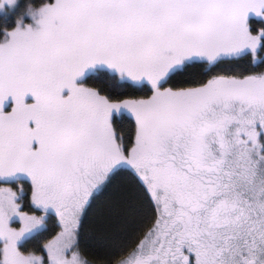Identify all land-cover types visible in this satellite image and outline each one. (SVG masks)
Listing matches in <instances>:
<instances>
[{"label": "snow or ice", "instance_id": "snow-or-ice-1", "mask_svg": "<svg viewBox=\"0 0 264 264\" xmlns=\"http://www.w3.org/2000/svg\"><path fill=\"white\" fill-rule=\"evenodd\" d=\"M0 264H264V0L0 28Z\"/></svg>", "mask_w": 264, "mask_h": 264}, {"label": "trees", "instance_id": "trees-1", "mask_svg": "<svg viewBox=\"0 0 264 264\" xmlns=\"http://www.w3.org/2000/svg\"><path fill=\"white\" fill-rule=\"evenodd\" d=\"M30 0H18L14 7H8L5 11L0 10V28L7 26L12 27L15 25L18 18L21 16L27 20V10ZM256 21L255 16L252 17Z\"/></svg>", "mask_w": 264, "mask_h": 264}, {"label": "rangeland", "instance_id": "rangeland-1", "mask_svg": "<svg viewBox=\"0 0 264 264\" xmlns=\"http://www.w3.org/2000/svg\"><path fill=\"white\" fill-rule=\"evenodd\" d=\"M18 1V0H17ZM16 5V4H15ZM15 5H8V4H5L4 8L3 9H0V10H3L5 11L8 7H14ZM23 16H21L20 18H22ZM24 18V17H23Z\"/></svg>", "mask_w": 264, "mask_h": 264}, {"label": "clouds", "instance_id": "clouds-1", "mask_svg": "<svg viewBox=\"0 0 264 264\" xmlns=\"http://www.w3.org/2000/svg\"><path fill=\"white\" fill-rule=\"evenodd\" d=\"M16 3H17V0H16Z\"/></svg>", "mask_w": 264, "mask_h": 264}]
</instances>
